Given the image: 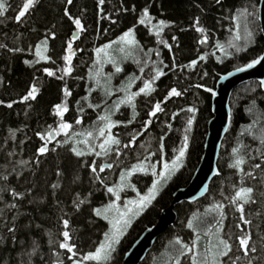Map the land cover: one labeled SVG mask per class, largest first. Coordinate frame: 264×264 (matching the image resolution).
I'll return each mask as SVG.
<instances>
[{
    "label": "trees",
    "instance_id": "trees-1",
    "mask_svg": "<svg viewBox=\"0 0 264 264\" xmlns=\"http://www.w3.org/2000/svg\"><path fill=\"white\" fill-rule=\"evenodd\" d=\"M3 2L7 10L0 16V185H6L9 191L0 193V264H74V260H81L103 242L105 232L110 230L108 221L95 215V209H104L114 199L106 187H115L121 173L135 165L144 163L152 168L156 162L159 169L161 162L170 163L184 147L185 136L188 138L183 166L134 222L109 261L122 264L136 237L157 223L174 192L188 184L201 161L212 117V95L205 89L214 90L220 75L262 55L260 0H104L103 4L100 0H73L71 4L67 0H38L19 21L16 17L26 0ZM145 9L152 23L165 21L160 37L154 35L156 30L152 31L150 24H140ZM244 9L254 12L255 17L245 21L241 16L238 21ZM75 19L81 21L85 31L76 28ZM129 30L134 31L137 45L126 46L121 52L122 47L117 49L115 42ZM75 31H79V37L74 40ZM247 31L253 33L251 40ZM45 39L50 58L47 61L36 55ZM69 42L73 57L72 72L67 75L63 70L67 67L64 57ZM110 44H115L110 68L120 67V74H112L104 67L109 65L104 55V60L98 59L97 50ZM44 69L55 75L48 76ZM158 70L164 73L162 77H157ZM147 79L152 81L154 91L135 97L134 109L117 113L124 122H117L112 133L120 144L108 145L105 155L99 147L105 139L99 135V129L104 127L100 117L108 114L114 118L118 101L126 97L121 89L129 93ZM33 85L38 89L37 98L23 100ZM65 88L71 95L64 94ZM173 88L180 92L179 96L171 95ZM116 91L125 93L112 102L111 94ZM9 103L11 108L7 107ZM157 103L161 110L153 116ZM230 104L231 125L218 161L220 175L212 181L203 200L177 207V222L159 236L142 264H162L167 258L168 264H176L177 257L181 264H191L194 253L180 256L181 248L175 241L179 239L192 248L197 239L203 248L214 243V237L199 234L198 238L188 225L217 204L223 206L227 217L223 229L232 237L234 252L238 247L237 224L250 231L254 240L257 232L264 233V198H260L264 192V145L259 139L264 136L261 84L253 81L237 88ZM57 105L67 107L63 122L72 127L67 136L63 131L56 140H48L49 132L60 129L61 118L55 115ZM42 146L49 149L44 155L38 151ZM73 148L86 154L78 157ZM237 154L246 160L242 166L245 173L251 171L256 177L245 176L243 184L253 187L258 197L256 204L246 206L251 226L238 220L240 213L230 203L241 186L240 172L230 167ZM257 163L260 169L253 167ZM91 165L97 167V173L91 171ZM150 173L132 177L131 182L144 184L140 193L151 185ZM5 174L9 176L6 182L2 180ZM53 184L57 188L53 189ZM13 189L23 199H13ZM122 194L126 195L125 191ZM79 200L85 202L77 209ZM13 203L17 207L9 208ZM257 212L261 215L257 216ZM207 214L202 219L203 226L217 228L219 218L211 211ZM64 219L69 221L67 229L63 227ZM11 227L15 233L9 231ZM63 231L70 233L69 242L75 245L77 255L73 259L59 247L64 242ZM255 264H264V259Z\"/></svg>",
    "mask_w": 264,
    "mask_h": 264
},
{
    "label": "snow or ice",
    "instance_id": "snow-or-ice-1",
    "mask_svg": "<svg viewBox=\"0 0 264 264\" xmlns=\"http://www.w3.org/2000/svg\"><path fill=\"white\" fill-rule=\"evenodd\" d=\"M73 0H67L68 4H71ZM104 0H100V3L103 4ZM219 2V0H218ZM38 3V0H26V2L22 6V10L19 11L16 19L19 21L22 17H24L30 9L34 8L36 4ZM6 5L3 2V0H0V16H4L6 11ZM65 15H68L67 12H65ZM254 12H249L247 9H244L240 14L237 16V20L239 21L240 17L243 16L245 21L249 16H254ZM69 19H72L71 16H69ZM152 17L149 16V13L147 9L144 10L143 17L140 19V24H145L146 20L151 21ZM74 24L77 29H79L80 32L85 31L83 24L79 19H75ZM197 24H199V20L196 21ZM165 21L161 20L159 22V30L154 31V35L157 37L161 36V30L165 27ZM239 23H237V36L236 39H240L239 35ZM197 31L203 33V28H197ZM247 35L249 39L251 40L253 33L251 31H247ZM52 39L55 38V34H52ZM163 43V41H158ZM203 42V41H201ZM118 43H122L124 45H137V41L134 38V31L129 30L128 32L124 33L120 37V40ZM47 44L48 40L45 39L42 41V47H37L36 49V55L45 61L50 59L47 55H44L43 53L47 51ZM167 47H171L170 45H165ZM234 46V45H233ZM0 47H3V45H0ZM108 47H111L110 45ZM217 47L223 49L222 45H217ZM99 52L105 51L104 49H98ZM121 52L125 51L124 48L120 49ZM72 57H73V49L71 42L68 43L67 46V55L64 57V60L67 63V67L63 70L65 74L70 75L72 72ZM111 59V58H110ZM203 59V57H201ZM261 61H264V56L259 57L258 59L253 60L251 63L247 64V68H252L257 64H260ZM25 63H28L27 61ZM244 68L239 69V71H244ZM44 71L47 73L48 76H54L55 73L52 72L49 69H44ZM117 72L122 71L120 67L116 68ZM143 71V69H141ZM157 77L164 75L162 71H157L156 73ZM63 77H61L62 79ZM99 83V80L97 81ZM264 84V81L261 82ZM131 87V84L128 85V88ZM121 91L126 92L125 100L121 101V103H128L133 106L134 109V99L137 95L140 93H144L145 95L150 94L154 89L152 88L151 82H147L144 84L143 88L140 89L137 93H131L130 95L127 94L126 89H121ZM38 89L33 85L31 89L27 92V95L23 97V100L27 101L29 99L35 100L37 98ZM64 94L66 96L71 95V93L67 90V88L64 89ZM171 95L173 96H179L180 92H178L176 89L171 90ZM0 103H3L0 101ZM13 105L11 103L7 104L8 108H11ZM117 105V110H118ZM161 110L160 104L157 103L155 105V111L151 113V115L155 116L156 112H159ZM67 111L66 106L57 105L55 109V115L59 116L61 118V123L59 125L60 130L64 131L65 135L67 136V131L72 127L70 124L63 122L64 113ZM102 121H105L104 127L99 129V135L101 137H105L104 143L100 144L99 147L101 148L102 152L107 155L108 153V145H119L120 141L115 139L111 134V129L116 126V122L112 121L110 116L108 114L100 117ZM77 123H81V121L77 120ZM146 123L150 124L151 121H147ZM189 124H191V121H189ZM106 133H109L106 136ZM14 135V133H13ZM79 135V134H78ZM88 136H91L92 133H87ZM52 133H48V140H51ZM42 140L45 139L43 135L40 137ZM185 144L184 147L180 150L179 155L176 157L175 160L172 161L171 165L168 163L163 164V172L160 174H157V171L155 169V166H152L151 175L155 177V180L152 182L151 187L149 188L146 195H140V193L137 191L135 185L130 183V178L133 173L139 171L143 172L145 175L149 174V169L145 167L142 164H138L135 167L132 168L130 172L124 173L120 176V183L116 185L115 187H106V191L115 197L117 201L121 199L120 193L124 191L125 188H131L132 191L137 193V196L139 197L137 200H129L127 202L128 207L121 210L119 206L116 203H109L104 209L97 208L95 209V215L97 217H101L104 220H107L108 223L111 225V229L108 232H105L103 242L99 244V246L92 252H89L87 255H85L82 260H74V264H83V261H94L95 264H109V261L112 258V254L116 251V246L120 243L122 237L126 234V230L131 227V224L133 222V218L140 215L157 197L159 192L161 191V188L165 182H167L182 166H183V158L185 157V153L187 150V136H185ZM260 143L264 145V136H261ZM87 143V141H85ZM124 147H128L127 144L124 145ZM40 155L46 154L49 149L46 146H42L38 149ZM72 151L75 153L76 156H83L86 153L83 151H77L75 148L72 149ZM238 150H234V153ZM9 156L12 155L11 152L8 153ZM97 155H100V153H97ZM264 155V154H262ZM23 163V162H21ZM36 163H39L37 160ZM246 163V160L243 156H240L237 154L236 159L234 163L230 165V167L237 169L241 174V180L240 184L241 186L235 191V194L230 198V203L235 206L236 212L240 213L238 220L243 225H252V220L248 219L246 216V206L251 204H256L258 202V197L255 194V190L253 187L243 186L244 184V177H251L253 179H256L253 172L249 171L245 173L244 168L242 167ZM91 171L93 173H97V167L95 165H91ZM111 167V165H109ZM256 169H260L261 165L259 163L255 164L253 166ZM100 171H104V168L101 167ZM59 174V173H58ZM219 174V173H217ZM9 176L7 174L2 176L3 181H8ZM97 179L101 184L104 183L102 179H100L97 176ZM52 188H57V185L53 184ZM5 191H9L6 185H0V193H3ZM11 196L13 199L19 198L23 199V196L16 192L14 189L10 191ZM260 198H264V192L260 193ZM85 201L79 200L77 202V209L79 208V205L83 204ZM9 208L15 209L17 207L16 204H9ZM215 208L219 211L220 219L217 221V231L214 233V243H209L204 250V253L201 254L199 250H196L195 255H191V264H255L257 260L264 259V233L257 232V238L253 239V234L250 231H247L244 227H241V224H237L236 227L239 229V233L236 234V242L238 244V247L236 251L233 250V243L232 237L226 233H224L223 229V221L227 218L224 215L223 212V206L220 204L215 205ZM114 212V216H110L109 213ZM257 216L261 215L260 212L256 213ZM63 227L67 229L69 227V221L67 219L63 220ZM189 228H192L193 225L190 223L188 225ZM9 231L12 233H15L16 229L14 227L9 228ZM64 242L60 243L59 247L62 249H65L68 253L71 254L69 259H73L76 257L77 253L75 250V245L71 244L70 241V233L68 231H63L62 233ZM197 237L199 238V233H197ZM227 237V238H226ZM0 242H3V238L0 237ZM194 244L198 243L197 241L193 242ZM175 244L180 245L181 252L180 256H183L185 254H191L193 252V248L190 247L188 244L183 243L181 240L177 239L175 241ZM237 252L239 254H237ZM259 253L260 255H257ZM29 255H32L31 253ZM176 264H181V260L179 257L176 258Z\"/></svg>",
    "mask_w": 264,
    "mask_h": 264
},
{
    "label": "water",
    "instance_id": "water-1",
    "mask_svg": "<svg viewBox=\"0 0 264 264\" xmlns=\"http://www.w3.org/2000/svg\"><path fill=\"white\" fill-rule=\"evenodd\" d=\"M258 19L264 37V0H260L259 3ZM78 36L79 32L75 31L73 39H77ZM261 56H264V51ZM247 64L220 75L215 89L206 90L212 95V117L207 125V136L201 161L188 184L174 192L171 203L161 211L157 223L144 230L133 243L125 254L122 264H142L159 236L177 222V207L184 203L194 204L208 195L212 181L220 175L218 161L223 141L231 125L232 109L230 102L234 91L253 81L260 83L264 91V84L261 83L264 81V61L252 68H247ZM241 68L245 70L239 71Z\"/></svg>",
    "mask_w": 264,
    "mask_h": 264
},
{
    "label": "rangeland",
    "instance_id": "rangeland-1",
    "mask_svg": "<svg viewBox=\"0 0 264 264\" xmlns=\"http://www.w3.org/2000/svg\"><path fill=\"white\" fill-rule=\"evenodd\" d=\"M147 25L148 24H150V25H148L150 28H151V30L153 31V30H159V23H152L151 21H148V20H146V22H145ZM120 39H118L115 43H116V45H117V49L118 48H124L125 50L127 49V47L126 46H130V45H124V44H122V43H118V41H119ZM41 45V44H40ZM39 45V47H41ZM109 46V45H108ZM105 47V51H103V52H99L100 53V55H99V58L98 59H101V60H104L102 57H103V55L106 57V60L108 61V63H109V65H105L104 67H108V69H111L110 70V72H112V74H120V72H117L116 71V68H110V64L112 63L111 61H110V58H111V55H110V53L112 52L111 50H114V46H115V44H110V46L111 47ZM132 46V45H131ZM44 55H47V51L46 52H44ZM105 64V63H104ZM107 68H105V71L106 70H108ZM157 78V77H156ZM147 82H151V84H152V88H153V83H152V81L151 80H149V79H147L145 82H144V84L145 83H147ZM144 84L143 85H141V86H139V88H137V90H133V89H131V90H129V93H127V94H131V93H137V92H139L140 91V89L141 88H143V86H144ZM136 87V85H133V87ZM138 87V86H137ZM136 89V88H135ZM116 93H118V94H120V96H119V98L121 97V95H123V93H125V92H122V93H120V92H116ZM140 94H142V95H145L144 93H140ZM111 95H115L114 94V92H112V94ZM138 96V95H137ZM136 96V97H137ZM118 98V99H119ZM115 100H116V98H113L112 99V102H115ZM123 100H125V98H123L122 100H120V101H118L119 102V104H117L119 107H118V110H120L122 107H125V106H131V104H128V103H121V101H123ZM116 105V106H117ZM115 111V110H114ZM116 111H117V108H116ZM115 111V112H116ZM117 113H119V111L118 112H116V114ZM115 114V115H116ZM115 115H114V118L111 116L110 118H111V120L112 121H114V122H116V119H115ZM100 121H102V120H100ZM102 123H104L105 124V121H102ZM116 124H117V122H116ZM70 130V129H69ZM69 130L67 131V133L69 132ZM114 131V127L111 129V132H110V134L114 137V135H113V132ZM61 132H63V131H61L60 129L58 130H56V132L54 131L53 132V137H51L52 138V140H56V138H58L59 137V135H60V133ZM109 133H106V136L108 135ZM105 138V137H104ZM103 139V138H102ZM102 143H104V141L102 142ZM173 161V160H172ZM172 161L170 162V163H168L169 165H171V163H172ZM183 162H184V160H183ZM164 163H167V162H161V166H160V168L158 169V163H154L153 164V166H155V169H156V171H157V173H161V172H163V164ZM142 165H144L145 167H147L148 169H149V173L151 172V170H152V168H151V166L150 165H148V164H144V163H142ZM136 166V165H135ZM135 166H133V167H135ZM133 167H131L128 171L126 170V171H123L122 173H121V175L122 174H124V173H127V172H130L131 170H132V168ZM138 173H143V172H139V171H137V172H135V173H133L132 174V176H131V178H130V183L131 184H133V185H135V187H136V189H137V191L140 193V191L139 190H141V188H143L144 187V184L143 185H141V184H139V183H137V184H135V183H133V182H131V179H132V177L134 176V175H136V174H138ZM176 175V173L170 178V179H172L174 176ZM150 179H152L151 180V184H152V182L155 180V177H153V176H151V178ZM120 183V177H119V180L117 181V185ZM168 183V182H167ZM165 184H166V182L163 184V186H162V188L165 186ZM151 187V185L149 186V188ZM149 188H148V190H149ZM161 188V189H162ZM129 190H131V188H125L124 189V191H125V193H126V195H124V194H122L124 191H122L121 193H120V197H121V199L119 200V201H117L116 199H115V197H114V199L112 200V202L111 203H116L118 206H119V208L121 209V210H123V209H125L126 207H128V204H127V202L129 201V200H137L139 197L137 196V193L136 192H134V191H129ZM148 190H146L145 191V193H140V195H146L147 194V192H148ZM129 191V192H128ZM159 195V194H158ZM158 195H157V197H158ZM157 197H156V199H157ZM155 199V200H156ZM155 200L153 201V202H155ZM153 202L140 214V215H138V216H136V217H134L133 218V222H132V224H131V226L134 224V222L136 221V220H138L141 216H142V214L150 207V206H152V204H153ZM168 206V205H167ZM212 213H214L215 214V216H216V218L218 219H220V215H219V211L216 209V208H211V210H210ZM210 211H208L207 213H210ZM206 212L203 214V215H201V216H198L196 219H194L193 221H191L190 223L193 225V231L196 233V235H197V233H199L200 235H207V236H209V237H214V233H216V231H217V228H211V227H208V228H206V227H204L203 226V221H202V219L206 216V215H208ZM109 215L110 216H114L115 215V213L114 212H110L109 213ZM206 223V222H205ZM217 225V224H216ZM218 226V225H217ZM131 227H129L127 230H126V234L128 233V231H129V229H130ZM110 229H111V225H110ZM110 231V230H109ZM125 234V235H126ZM200 235H199V237H200ZM125 236H123L122 238H124ZM121 242V241H120ZM120 244V243H119ZM119 244L116 246V250H117V248H118V246H119ZM196 250H199V252L201 253V254H203L204 253V250H205V247L203 248V246H201V245H199L198 243L197 244H194V246H193V253H194V255H195V252H196ZM112 256H113V254H112ZM82 260V259H81ZM111 260H112V258H111ZM170 260L167 258L166 259V261L165 262H162V264H168V263H170L169 262ZM83 264H95V262L94 261H83Z\"/></svg>",
    "mask_w": 264,
    "mask_h": 264
},
{
    "label": "flooded vegetation",
    "instance_id": "flooded-vegetation-1",
    "mask_svg": "<svg viewBox=\"0 0 264 264\" xmlns=\"http://www.w3.org/2000/svg\"><path fill=\"white\" fill-rule=\"evenodd\" d=\"M161 77H162V76H161ZM161 77H160V78H161ZM138 85L141 86V83H138ZM136 90H137V88H136ZM116 92H117V91H116ZM139 95H140V94H139ZM119 96H120V94L115 93L114 98H116V100H118ZM132 107H133L132 105H131V106H125V107H122L120 110H117L116 112H118V111H128V110H131ZM115 117H116V118H115V119H116V122H121V123L124 122V121H121V120H120L121 116H119L118 114H116ZM146 125H147V124H144V126H146ZM139 236H140V235H139ZM139 236L136 237L135 241L139 238ZM135 241H134V242H135ZM134 242H133V243H134ZM133 243H132V245H133ZM129 249H130V248H129Z\"/></svg>",
    "mask_w": 264,
    "mask_h": 264
}]
</instances>
